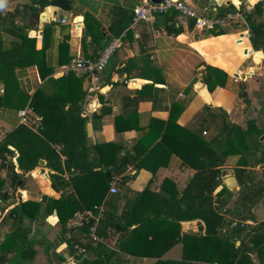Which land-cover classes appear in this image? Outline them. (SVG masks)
I'll use <instances>...</instances> for the list:
<instances>
[{
	"label": "crops",
	"instance_id": "crops-1",
	"mask_svg": "<svg viewBox=\"0 0 264 264\" xmlns=\"http://www.w3.org/2000/svg\"><path fill=\"white\" fill-rule=\"evenodd\" d=\"M141 1L73 0L74 6L71 10L46 5L47 22L33 26L29 20L22 18L28 26L20 23L28 35L35 39L34 56L41 59V64L32 63L29 51L27 56L23 55L20 65L7 67L8 72L19 80L20 89L28 93L29 100L22 108H17L13 100L12 104L0 106L2 138L22 123V110H26L29 125L34 130L38 129L41 116L32 109L31 103L42 110L50 105L49 115L53 121L67 109L70 104L67 97L70 96L72 99L83 101L87 117L88 144H119L120 154L127 153V157L132 159L123 172L113 174L119 179L118 191L112 193L108 190L99 206L102 215L97 218V232L104 217L110 213L119 215L125 211L146 187L152 191L170 194L174 189L181 190L185 187L196 172V169L185 164L176 152V148L181 145L180 141H177L180 140L179 134L177 129L168 131L166 127L172 118L176 123L205 135L219 131L216 128L221 123L220 113L223 111L229 114L233 122L244 126L242 112L246 111L248 121L253 123V130L248 136L250 143L259 134L258 131L263 129V138L259 136V140L264 146V115H251L255 107H264V99L259 101L257 94H254V91L264 90V52L261 51L262 56L258 55L250 42V28L244 16L247 11L243 8V0H216L215 4H211L210 0H184L200 13L223 14L228 10L238 12L240 16L229 23L227 31L223 30L220 34L208 32L209 29L195 25L189 28L190 20L174 11L159 16L154 22L132 25L129 16L132 15V8ZM257 1H261L263 10L256 20L264 21V0H248L252 6L249 11ZM63 18H66L65 22L62 21ZM120 27L123 29L117 33ZM46 28H50V35L44 48ZM177 28L181 29L180 32H177ZM221 28L223 27L215 30ZM39 30L43 31L42 35ZM4 36L0 37V70L3 67V48L13 47L14 41L18 40L9 33L10 37ZM118 37H121L119 45L113 50L101 74L103 91L97 93L98 103L91 109L96 95L94 94L90 110H86L90 92L89 77L74 72L63 74L60 66L71 56H97ZM28 47L30 50V45ZM19 48L21 52L27 50L22 45H19ZM245 49H248L247 53ZM15 55H9L7 63L12 64L15 60H20L21 55ZM208 66L212 68L209 70ZM215 69L227 73L226 87L230 88L229 91L225 92V87L221 85L209 90L204 75L211 73L216 79L218 72ZM235 72L240 74L239 78H231V74ZM244 75L250 90V104L240 110L239 117L235 113L236 94L233 85L234 82H241ZM146 84L150 86L144 87ZM3 94L4 83L0 79V96ZM32 121L36 123L32 124ZM157 143L160 145L154 149ZM95 152H92L93 157L97 156ZM15 154L16 152L0 149L1 191L10 195L8 200L0 197V244L14 229L15 215L10 207H19L20 201L41 202L37 218H34L33 222L26 220L23 230L25 238L33 242L37 250L33 264H85L84 258H78L76 251L72 250L69 240L60 239L61 225L56 211L48 215L44 213V196L58 198L65 195L74 199L77 198L76 192L70 185L54 189L50 177L45 175L48 173L46 164H39L24 175L19 181V186L15 188L12 171ZM112 154L105 152L103 159L111 160L114 155ZM240 156L238 153L223 155L213 145H209L202 152L206 161L205 168L223 167L226 173L235 177V167L243 166L238 164ZM248 171L247 185L240 186L238 182L226 196L227 202L221 210L226 216L223 231L234 239L236 246L248 252L244 264H264V165L249 166ZM65 175L69 178L68 173ZM166 179L173 182L168 185L170 192L162 189ZM236 179L238 181L237 177ZM142 216L143 210L138 212L136 218ZM83 230L85 229L74 230L75 238L81 239ZM203 230L204 223L201 220L181 222L182 232L200 233ZM103 233H98L100 242L118 251L116 256L119 257V264H160L161 259H182L181 242L169 247L159 257L136 256L120 251V231L110 228ZM52 242H55V245ZM98 243L89 246V254L84 257L93 258L91 251ZM186 264L217 263L188 260Z\"/></svg>",
	"mask_w": 264,
	"mask_h": 264
},
{
	"label": "trees",
	"instance_id": "trees-1",
	"mask_svg": "<svg viewBox=\"0 0 264 264\" xmlns=\"http://www.w3.org/2000/svg\"><path fill=\"white\" fill-rule=\"evenodd\" d=\"M42 2L44 5H54L64 10H71L74 6L73 0H42ZM262 10L261 1H257L251 11L244 12L250 28V42L258 55H262L261 51L264 52V21L256 20L257 16L262 14ZM131 19L132 15L129 16L130 22ZM193 27L194 21L191 20L189 28ZM122 29L123 27H120L117 33H120ZM4 30L17 37L18 40L14 41L13 47L3 48L4 57L0 79L4 83V94L0 96V106L12 104L13 100L17 108H22L27 104L29 95L20 89L19 80L8 72L7 67L14 68L20 65L23 55L27 56L29 51L32 63L41 64V59L34 56L35 39L28 35L24 27L14 21L11 27ZM180 30L177 28V32ZM1 32L0 28V37H2ZM49 33L50 28H46L44 48L47 45ZM213 33L220 34L223 30ZM19 45L25 46L27 50L21 52ZM28 45H30V50ZM12 54L21 55L20 60H15L12 64L7 63V57ZM208 68L210 70L212 67L208 66ZM215 70L218 72V79L217 77L215 79L211 73L204 75L210 91L217 84L223 86L227 81L226 72ZM149 86L144 85L146 88ZM67 98L70 100L69 106L57 120L53 121L49 115L50 105L42 110L31 103L32 109L41 116L38 129L34 130L28 123H21L7 133L0 142V149L16 152L15 163L12 167L15 188L19 186L22 177L34 170L43 158L46 160L45 166L48 169L52 187L58 190L62 186L70 185L76 192L77 198L74 199L65 195L58 198L43 197L44 213L48 215L56 211L59 217L61 240L67 238V223L76 211L86 209L92 211L94 215L99 213L98 207L103 203L110 188L113 174L123 172L127 164L132 161L127 157V153L120 154L119 144L106 142L89 145L83 101L72 99L70 96ZM224 116L226 120L223 121L221 129L209 138L176 123L174 118L169 120L167 130L171 131L175 128L179 134L180 140L177 141H180L181 145L176 148L177 154L185 164L194 167L196 172L181 190L168 191V185L173 182L166 179L162 189L170 194L152 191L146 187L133 199L132 205L125 211L119 215L110 213L109 216L104 217L98 227V233L103 235V232H107L110 228L120 231L122 233L118 241L120 251L136 256L159 257L169 247L181 242L182 259H161L160 264H186L188 260H202L217 264H244L248 258V252L236 246L234 239L223 231L226 216L221 210L227 202L226 196L232 192L222 183V175L226 173V170L217 166L205 168L206 161L202 157V152L209 145H213L223 155L241 154L238 164L243 166L235 167V175L239 185L246 186L249 180L248 167L264 165V146L259 140L263 129L258 131L259 134L255 136L254 143H250L248 136L253 130L251 120L243 126L227 120L229 116L226 111ZM34 123L36 122L32 121V124ZM117 123L118 120H116V125ZM163 135H166V128ZM159 145L157 143L153 148L157 149ZM94 151L97 156L93 157L92 152ZM105 152L114 154L111 160L103 159ZM65 173L69 174L68 179ZM220 184H222L221 188L218 189ZM1 190L2 181H0V197L8 200L10 195ZM41 204V202L20 201L19 207L14 205L10 207L15 215L14 229L0 244L1 261L7 260L8 252L16 251V254L9 259V264L34 263L37 250L33 242L25 238L23 230L26 220L33 222L34 218H37ZM142 210L143 216L137 219L138 212ZM192 220H201L204 223V230L200 233L182 232L181 222ZM93 221L91 218V222ZM87 228L86 225L83 229L87 230ZM72 250L75 252L73 248ZM91 253L93 258L83 255H78V258L83 257L85 264L88 262L119 264V257L116 256L118 251L108 248L102 242L93 247Z\"/></svg>",
	"mask_w": 264,
	"mask_h": 264
},
{
	"label": "built area",
	"instance_id": "built-area-1",
	"mask_svg": "<svg viewBox=\"0 0 264 264\" xmlns=\"http://www.w3.org/2000/svg\"><path fill=\"white\" fill-rule=\"evenodd\" d=\"M251 7L248 0H243L244 10L249 11ZM172 11L179 13L190 21L193 20L195 26L209 30L224 27L240 16L238 12L231 10L223 14L200 13L196 8L190 6L184 0H161L159 3H154L151 0H142L132 8V25H136L140 22H154L159 16L166 15ZM65 20L66 18L62 19L63 22H65ZM136 35L138 36V34ZM120 38L121 37H118L109 43L97 56H71L60 66L63 74L74 72L77 75L89 77L90 92L87 99L88 104L85 106L86 110H90V103L93 99V95L103 91L101 74L108 64L113 50L119 45ZM20 115L22 123L30 124L26 110H22ZM204 133H206V131H204ZM2 139V136H0V142ZM66 179L68 178L66 177ZM118 180L117 177H112L109 188L110 192L116 193L118 191ZM101 215L102 209H100L97 215H94L90 210H84L76 212L69 218L66 237L78 255H88L89 246L96 245L101 241V237L97 232V218ZM91 218L94 220L93 222H91ZM242 224L243 223H241V225ZM86 225L88 228L81 232V239L75 238L73 231L82 229Z\"/></svg>",
	"mask_w": 264,
	"mask_h": 264
},
{
	"label": "water",
	"instance_id": "water-1",
	"mask_svg": "<svg viewBox=\"0 0 264 264\" xmlns=\"http://www.w3.org/2000/svg\"><path fill=\"white\" fill-rule=\"evenodd\" d=\"M5 0H0V11L6 10V15H14L19 16L20 18H25L29 20V23L33 26H38L41 22H47L48 17L45 13V7L46 5L43 4L42 0H11V2L4 3ZM154 3H159L161 0H151ZM211 4H215L216 0H210ZM57 12V11H56ZM39 33L42 35L43 31L39 30ZM241 39H238L240 41ZM248 49H245V52H247ZM234 77L239 78L240 74L238 72L234 73ZM132 84H134V81H131ZM240 97H242L245 101L248 97L247 91H246V85L244 82H240ZM98 103V95L96 94L94 96L93 103L91 105V109L95 108ZM244 116V122L246 125L249 123L247 118L246 111L243 112ZM263 136H261V139ZM40 165H45L46 160L40 159L39 161ZM46 177L49 178L48 173H45ZM223 180L227 188L233 190L236 185L238 184V181L234 175H231L229 173H225L223 176ZM16 251L8 252L7 258L8 260L2 262L0 260V264H9V259L14 255Z\"/></svg>",
	"mask_w": 264,
	"mask_h": 264
},
{
	"label": "rangeland",
	"instance_id": "rangeland-1",
	"mask_svg": "<svg viewBox=\"0 0 264 264\" xmlns=\"http://www.w3.org/2000/svg\"><path fill=\"white\" fill-rule=\"evenodd\" d=\"M16 20V21H15ZM16 22V24H19L20 25V23H23V26H28V23L27 22H23V20H22V18H20L19 16H14L13 18H11L10 19V21H1L0 22V28L2 29V32H1V35H2V37L5 35L6 37H10V36H8V33L4 30L5 28H7V27H9V26H11L12 24H13V22ZM230 24H231V22H230ZM228 26H229V24H227L226 26H224L223 28H221V29H219V30H225V31H227V28H228ZM206 31V30H205ZM208 32H216V30H209ZM6 33V34H5ZM205 34V33H204ZM206 34H207V31H206ZM4 36V37H5ZM220 39H223V38H220ZM260 56H262V55H260ZM257 58H259V57H257ZM233 76H234V74H231V78H233ZM235 78V77H234ZM246 79H247V77H246V75H244V78L243 79H241V82H244L245 83V85H246V91H247V93H248V96H249V92H250V90L248 89V86H247V82H246ZM258 80H259V78H258ZM227 82V81H226ZM220 85V84H219ZM218 84H217V86H219ZM227 86V84L226 83H224L223 84V87H225V92H227V91H229V87H226ZM233 88L235 89V94H236V108H235V113H236V115H239V117L241 116V112H240V110H242V108H244V107H247V106H249V104H250V100H249V97H248V100L245 102V100L242 98V97H240V82H234V85H233ZM257 91H254V94L256 95L257 94V98H258V100L259 101H261L262 99H264V90H262V89H260V90H258V92L256 93ZM247 105V106H246ZM206 107H210V106H206ZM224 112L225 111H223V112H221L220 113V116H221V118H220V122L221 123H219L218 124V127L216 128L217 130H220L221 129V127H222V123H223V121H225L226 119H225V116H224ZM244 112V111H243ZM243 112H242V116H243ZM255 114H257V116H263L264 115V107H255L254 108V110H252V114L251 115H255ZM228 116H229V114H228ZM230 117V116H229ZM247 117H248V115H247ZM227 120H231L230 118L229 119H227ZM232 121V120H231ZM246 123L244 122V125H245ZM213 133L211 132V133H207V134H205L204 136L205 137H210L211 135H212ZM262 135H260V137H261ZM54 245H55V242H52ZM50 264H51V262H49Z\"/></svg>",
	"mask_w": 264,
	"mask_h": 264
},
{
	"label": "flooded vegetation",
	"instance_id": "flooded-vegetation-1",
	"mask_svg": "<svg viewBox=\"0 0 264 264\" xmlns=\"http://www.w3.org/2000/svg\"><path fill=\"white\" fill-rule=\"evenodd\" d=\"M11 0H5L4 3H10ZM14 16H16V14L14 15H6V10L5 11H0V22L1 21H10L11 18H13ZM25 19V18H24ZM16 21V20H15ZM29 22V21H28Z\"/></svg>",
	"mask_w": 264,
	"mask_h": 264
},
{
	"label": "bare ground",
	"instance_id": "bare-ground-1",
	"mask_svg": "<svg viewBox=\"0 0 264 264\" xmlns=\"http://www.w3.org/2000/svg\"><path fill=\"white\" fill-rule=\"evenodd\" d=\"M257 60H259V58H256ZM101 218V217H100Z\"/></svg>",
	"mask_w": 264,
	"mask_h": 264
}]
</instances>
